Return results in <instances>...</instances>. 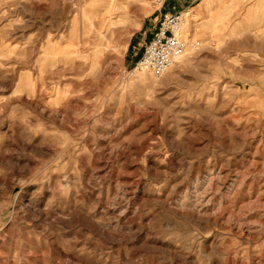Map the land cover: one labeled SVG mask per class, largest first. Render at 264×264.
<instances>
[{
    "label": "rangeland",
    "instance_id": "obj_1",
    "mask_svg": "<svg viewBox=\"0 0 264 264\" xmlns=\"http://www.w3.org/2000/svg\"><path fill=\"white\" fill-rule=\"evenodd\" d=\"M205 1L126 78L166 0H0V264H264V3Z\"/></svg>",
    "mask_w": 264,
    "mask_h": 264
},
{
    "label": "built area",
    "instance_id": "obj_2",
    "mask_svg": "<svg viewBox=\"0 0 264 264\" xmlns=\"http://www.w3.org/2000/svg\"><path fill=\"white\" fill-rule=\"evenodd\" d=\"M183 13V10L168 9L160 14L139 50L141 55L125 72L126 78H132L141 71H149L160 78L178 62L188 47L180 35Z\"/></svg>",
    "mask_w": 264,
    "mask_h": 264
},
{
    "label": "bare ground",
    "instance_id": "obj_3",
    "mask_svg": "<svg viewBox=\"0 0 264 264\" xmlns=\"http://www.w3.org/2000/svg\"><path fill=\"white\" fill-rule=\"evenodd\" d=\"M105 4H108V3H105ZM113 7L114 8H122V7L126 8L127 5L124 6V5H121V3H120V5H118V4L116 5V4H112L111 3L110 5H108L106 7V12H110L111 13L113 11ZM185 14L186 15L188 14L187 11H184V13H183L184 19H183L182 27H181V31H180V34L182 33V35H183V32L186 31V29L188 27V24H189V22H188L189 19L187 20L185 18ZM124 18H127V17L126 16H123V15L122 16L120 15V16L116 17V19H114L113 17H110L109 18V20H110L109 22H108V20L105 21V23H103V25L101 26L102 29L99 31L100 32V36H99V40L100 41L99 42H102L104 39L107 38L106 33H107L108 30L115 28V26H118V24H122V21H123ZM101 45H102V43H101Z\"/></svg>",
    "mask_w": 264,
    "mask_h": 264
},
{
    "label": "crops",
    "instance_id": "obj_4",
    "mask_svg": "<svg viewBox=\"0 0 264 264\" xmlns=\"http://www.w3.org/2000/svg\"><path fill=\"white\" fill-rule=\"evenodd\" d=\"M166 1H167V5H166L165 9H174V10L178 9V10L185 11L186 9L190 8V6H192L193 3L199 1L198 4H200V3H202V1H205V0H166ZM207 1H209V0H206L205 2H207ZM248 1H249V4L251 5L252 9H255V6L258 3L259 4L264 3V0H261V2H260V0H248ZM245 2H246V0H242V4H244ZM238 9L242 10L243 7L240 6V7H238ZM151 27L147 29V37L145 39H148L149 31H150ZM145 39L143 40L141 47L145 43Z\"/></svg>",
    "mask_w": 264,
    "mask_h": 264
},
{
    "label": "trees",
    "instance_id": "obj_5",
    "mask_svg": "<svg viewBox=\"0 0 264 264\" xmlns=\"http://www.w3.org/2000/svg\"><path fill=\"white\" fill-rule=\"evenodd\" d=\"M138 56V55H137Z\"/></svg>",
    "mask_w": 264,
    "mask_h": 264
}]
</instances>
